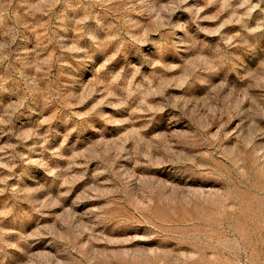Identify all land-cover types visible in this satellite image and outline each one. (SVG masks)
<instances>
[{
  "label": "rangeland",
  "instance_id": "obj_1",
  "mask_svg": "<svg viewBox=\"0 0 264 264\" xmlns=\"http://www.w3.org/2000/svg\"><path fill=\"white\" fill-rule=\"evenodd\" d=\"M0 264H264V0H0Z\"/></svg>",
  "mask_w": 264,
  "mask_h": 264
}]
</instances>
